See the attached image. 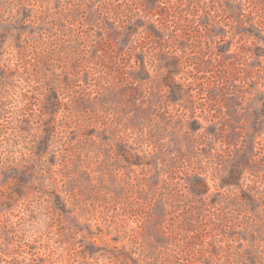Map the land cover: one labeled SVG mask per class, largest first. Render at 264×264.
Masks as SVG:
<instances>
[{
	"label": "rangeland",
	"instance_id": "1",
	"mask_svg": "<svg viewBox=\"0 0 264 264\" xmlns=\"http://www.w3.org/2000/svg\"><path fill=\"white\" fill-rule=\"evenodd\" d=\"M0 264H264V0H0Z\"/></svg>",
	"mask_w": 264,
	"mask_h": 264
}]
</instances>
